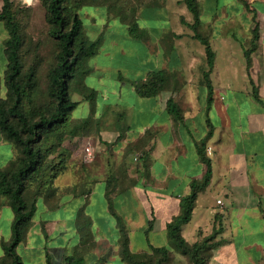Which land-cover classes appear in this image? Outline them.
I'll return each mask as SVG.
<instances>
[{"label":"crops","instance_id":"obj_1","mask_svg":"<svg viewBox=\"0 0 264 264\" xmlns=\"http://www.w3.org/2000/svg\"><path fill=\"white\" fill-rule=\"evenodd\" d=\"M169 1L141 10L137 22L146 36L136 37L127 29L128 37L124 35L123 39L135 49L129 56L125 52L120 55L123 62L116 64L115 36L110 39L114 45L111 50L97 58L104 49L100 48L90 58L91 72L86 84L105 93V97L95 103L83 101L76 108L91 105L96 110L93 121L98 125L99 120L100 127L90 131L91 143L97 161L102 154L110 155L108 168L93 166L83 170V191L69 193L68 188L73 189L78 183L80 149L65 142L70 160L54 183L59 189V202L51 206L43 197L38 199L31 230L18 247L23 264H70L67 258H73L75 263L82 259L84 264H128L120 254L121 232L106 197L111 173L115 174L113 185L121 188L112 195L113 207L128 227L130 250L144 253L152 246L169 247L167 225L180 214L181 199L190 193L191 182L201 181L206 173V164L198 153L202 141L210 149L207 155L212 177L198 195L191 220L183 227L184 237L188 240L185 231L192 222H196L198 229L195 228L194 240L189 242L198 240L197 231L202 227L206 231L204 236L211 234L219 215L227 227L220 238L224 242L216 249L217 256L212 255L210 264H264V0H197L201 11L199 30L209 39L226 22L235 20L239 27L251 22L252 16L248 14L252 12L258 21L256 48L250 53V63L245 54L242 69L245 90L219 88L210 75V105L206 83L202 85L204 91L200 89L204 97L194 99L199 88L194 83L196 79L191 78L193 74L189 80L188 67L206 68L205 63H198L202 53L190 49L195 45L194 32L187 31L185 26L193 22L192 15L183 4L181 20L174 25L167 8ZM148 17L157 21H144ZM253 30L249 36L251 44ZM153 71L166 72L170 87L155 96H140L134 83L146 81ZM177 75L182 79L179 87L177 82L174 84L175 79L170 84ZM254 88L259 99L254 96ZM173 92L191 94L193 99L182 102ZM170 98L181 108L182 119L168 111ZM119 105L126 109L114 125L113 117L102 120L103 112L116 114L111 109ZM86 118L73 115V123H83ZM1 137L0 133V167H6L16 157V150ZM139 140L142 151L128 153L126 149ZM204 195L207 196L201 202ZM200 209L203 215L197 212ZM81 211L92 222L87 236L80 229ZM13 218L9 205L0 207V256L2 242L11 237Z\"/></svg>","mask_w":264,"mask_h":264},{"label":"trees","instance_id":"obj_2","mask_svg":"<svg viewBox=\"0 0 264 264\" xmlns=\"http://www.w3.org/2000/svg\"><path fill=\"white\" fill-rule=\"evenodd\" d=\"M193 14L190 27L194 37L202 42L206 52V68L203 79L208 87V105L213 101V86L210 74L215 65L216 53L208 36L200 30L201 11L197 0H182ZM46 9L50 34L57 40L59 47L57 62L49 71L48 92L50 101L37 106L33 95L37 87L34 70L24 75V64L21 57L23 36L18 13L13 8L11 0H3L0 9V20L5 23L9 37L5 45L8 64L5 70L7 98L1 94L0 87V133L5 141L13 144L16 157L6 166L0 167V196L7 200L12 208L14 218L11 225V237L2 242L4 255L0 264H23L18 247L27 238L33 218L38 209V199L45 196L49 199V191L53 183L68 167L70 154L64 149L65 142L78 135L76 124L73 123L74 110L79 102L71 97V88L80 78L91 72L87 62L95 56L101 44V39L90 40L84 34V23L80 16L83 6L81 0H41ZM129 31L136 37H144L136 18L125 20ZM183 21L184 18H182ZM258 39L257 26L253 30L251 47L245 51L248 63L250 53L256 48ZM168 74L164 71L152 72L143 82H135L137 93L143 97L158 95L166 89ZM81 92L90 102L95 90L85 82L81 83ZM254 96L259 99L254 88ZM168 111L177 119L183 118L179 105L173 98L167 102ZM211 131L209 132V135ZM206 142L198 145V153L206 164V173L201 181L191 182L190 193L181 199V212L167 225V233L173 247L181 254L190 258L192 264H208L206 254L209 250L221 245L222 239L217 236L222 232V222L216 215V222L211 234L205 235L195 242H189L183 235V227L193 214L196 200L201 191L210 183L212 177L211 160L206 153ZM54 189V188H53ZM112 188H107L106 197L112 213L117 219L121 232L120 254L128 264H149L147 260L138 259V254L130 250V238L126 225L113 207ZM80 229L87 236L91 219L81 211L78 214ZM152 251L159 254L155 264H166L171 249L169 247H154ZM70 264H84L82 259L74 262L67 258ZM49 264L51 262L49 261Z\"/></svg>","mask_w":264,"mask_h":264},{"label":"rangeland","instance_id":"obj_3","mask_svg":"<svg viewBox=\"0 0 264 264\" xmlns=\"http://www.w3.org/2000/svg\"><path fill=\"white\" fill-rule=\"evenodd\" d=\"M13 2V8L18 13V19L21 23V32L23 36V42L21 47V57L24 64V75L27 74L29 70H34L36 73L37 78V87L35 89L33 100L34 103L39 106L42 104H46L50 101V95L48 92V76L50 69L56 64L57 62V55L59 51V47L57 44V40L50 34V26L47 22V15H46V9L44 5L42 4L41 0H11ZM83 3V6L81 7L79 13L84 23V34L89 37L90 40H96L98 38L101 39L100 48L102 49L99 53L100 55L97 56L99 58L102 56L107 49H112L114 45L112 46L110 39L111 37L115 36L117 37L116 45L117 47H114L113 54H115L116 64H120L123 62L120 55L125 52L126 55H130L134 52V47L131 44H128L124 39L123 36L125 35L128 37L127 29L128 24L125 23L118 15L120 14L122 17H125V20H132L136 18L141 14V10L147 7L151 8H157L164 3H166V0H81ZM182 5L176 6L175 5ZM183 4L186 6L187 10L189 8L183 2L182 0H170L167 4V8L170 12L171 20L174 22H180L181 14H182V8ZM3 6V0H0V9ZM179 13V14H178ZM190 14H193L190 11ZM249 16H252L251 22H245V27L237 26V22L233 20V22H226L223 26H218L217 29H215L214 34H212L211 37V45L216 53L215 58V68L211 72L212 74V80L214 81L215 86L217 87H225L237 91L245 90L243 81H242V69L244 68L245 63V51L251 47V40L249 36H251L252 29H254L256 26H258V21L255 19V13L252 12V14H248ZM254 17V19H253ZM144 21L146 22H154L157 21L153 18H144ZM183 21V20H182ZM118 22V23H116ZM113 24V25H112ZM117 24V25H116ZM120 24V25H119ZM175 25V24H174ZM120 26V28L118 27ZM177 26V25H176ZM183 27V25H181ZM125 29H122V28ZM140 27V26H139ZM248 27V28H247ZM186 30L189 32H194V30L190 27V25L185 26ZM124 30L125 34H124ZM249 31V32H248ZM250 33V34H249ZM9 37L8 29L5 26V23L0 20V87H1V94L4 98H7V87L5 84V70L7 68L8 60L5 53V45L6 41ZM190 41V39H187ZM195 45L191 46L190 49L194 48L198 54L201 52L200 60L198 63H207V56L205 52V46L202 44V42L196 38L193 39ZM100 50V49H99ZM193 50V49H192ZM194 51V50H193ZM230 55V59L227 57ZM204 61V62H203ZM90 60L87 62V66L90 68ZM200 66V67H199ZM189 71V80L190 75L193 74L194 77H191L196 79V82H194L196 85H198V93L196 92L193 94V98L195 99H202L204 97V92H202L200 89L203 88L202 85L205 83L203 79V66L201 65H195L193 69L188 67ZM156 73L158 71H153V73ZM90 73V72H89ZM86 74L83 78H80L77 83H74L71 88V97L75 101H79V103H82L83 101H87V98L82 94L81 92V83L85 82L87 76ZM152 73V72H150ZM149 73V74H150ZM202 73V78L199 77V74ZM148 74V75H149ZM171 77V74L169 75ZM173 78V77H172ZM174 84L177 82V86L179 87L180 83H182V79L177 75L175 76L171 81L170 84L174 81ZM199 83V84H198ZM192 83H190L191 85ZM233 84V85H232ZM87 85V84H86ZM88 86V85H87ZM175 88H178V87ZM89 87V86H88ZM170 85L166 86V89H168ZM91 88V87H89ZM92 89V88H91ZM95 90V89H93ZM177 91V90H176ZM204 91V88H203ZM95 95L91 103H95L96 100L99 102L105 97V93H98L97 90H95ZM175 94L176 98L180 99L182 102H186L189 100H192L191 94H182L180 92H176ZM217 96L220 94L216 93ZM195 96V97H194ZM90 102V101H89ZM90 104V103H89ZM126 107L124 105H119L118 107L114 106L111 110H114L116 114L113 112L112 114H105L103 112L101 118L104 120L106 117H113L114 121L112 122L114 125L115 120L120 118L123 111H125ZM95 109L89 105L86 109H84L82 106L76 108L74 112L75 117H87L86 120H84L83 123L76 124L78 135L73 136L69 138L66 142V144L72 148L80 149V158L78 163V169L80 170V174L78 176V183L74 185V188L71 189V187L68 188L69 193H78V191H83V170H87L90 167L98 166V168H101L102 170L105 168H108V157L110 155H100V157L91 163H86L83 160V148L86 144L93 141V138L90 137L92 129L95 131L96 126L100 127V121L97 120L98 125H95L94 116H95ZM104 117V118H103ZM120 120V119H118ZM94 133V132H93ZM3 139V137H1ZM74 140V141H73ZM3 141H5L3 139ZM70 142V143H69ZM70 144V145H69ZM141 140L137 141L136 144L130 145L126 149L128 153H133L134 150H140L142 148ZM96 152V151H95ZM206 152L209 155L210 149L206 147ZM139 155V154H138ZM110 158V157H109ZM139 158L137 157L136 162H138ZM64 173V172H63ZM60 176V175H59ZM115 174L111 173L110 178H108L107 181V188H112L113 192L112 195L115 194L117 191H121L117 189L113 185V179ZM58 178V177H57ZM55 183V181H54ZM51 191H49V199H46L45 196H42L46 201L51 205L55 206L59 202L58 194L59 189L54 187ZM81 193V192H79ZM207 195H204L201 199V202L205 200ZM8 205L7 200L0 196V207ZM200 206V205H199ZM199 215H203L202 209L197 211ZM202 217V216H201ZM222 222V232L224 231L225 227L227 225L223 223V220L221 218ZM125 223V222H124ZM213 223V221L211 222ZM33 224V222H32ZM126 225V223H125ZM232 226V225H231ZM32 227V226H31ZM30 227V230H31ZM127 230L128 227L126 226ZM195 228L198 229V226L196 227V222H192L189 224V226L186 228V236L188 240L193 241L194 238L192 237ZM29 230V231H30ZM222 232L217 236V239L221 238ZM29 233V232H28ZM206 233L205 229L202 227L197 231V237L198 239L202 238L204 234ZM224 239L222 240L223 244ZM220 246V245H219ZM209 250L206 254L207 262L210 264L212 255L217 256L216 249L219 247ZM169 248L171 249L169 260L166 262V264H192L190 258L186 255L181 254L179 251H177L173 244L170 242ZM121 249V246H120ZM138 254V259L141 260H147L149 264L151 262L156 261L159 254L154 253L152 250L144 253H135ZM4 252L0 256V259L3 257ZM155 264V263H152Z\"/></svg>","mask_w":264,"mask_h":264},{"label":"built area","instance_id":"obj_4","mask_svg":"<svg viewBox=\"0 0 264 264\" xmlns=\"http://www.w3.org/2000/svg\"><path fill=\"white\" fill-rule=\"evenodd\" d=\"M95 158H96L95 148H94L93 144L91 142H89L83 148V160L86 163H91V162H93L95 160ZM218 203L221 204L222 201L218 200Z\"/></svg>","mask_w":264,"mask_h":264}]
</instances>
